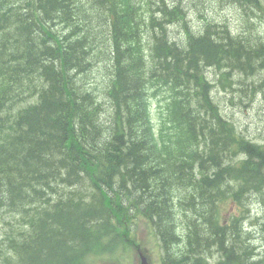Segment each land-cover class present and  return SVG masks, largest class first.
I'll return each mask as SVG.
<instances>
[{
    "label": "trees",
    "instance_id": "trees-1",
    "mask_svg": "<svg viewBox=\"0 0 264 264\" xmlns=\"http://www.w3.org/2000/svg\"><path fill=\"white\" fill-rule=\"evenodd\" d=\"M70 1L0 0V13L8 10L4 21L11 20L9 24L13 25V30L0 29V108L8 111L14 106V100L17 107L24 103L19 96L36 89L31 85L23 90L29 77H46L51 94L56 91L66 101L58 107L57 123L51 122L50 126L38 124L31 117L33 113H40L45 103L47 110L52 108L47 103V89L42 91L43 101L39 106L20 108L16 112L17 129H13L14 124L7 127L8 117H0L1 135L3 131L9 133L5 127L13 129L4 142L0 136V209L8 208L12 202L10 211L24 215L28 221L26 233L18 236L16 242L9 246L3 240L1 245L9 246V252L20 264L52 261L67 264L64 257L68 249L87 247L84 254L95 251L101 254L102 246L108 243L106 250L114 251L119 239L123 241L126 231L130 232L133 218L144 215L161 230L167 257H170L163 264H188L190 261L185 258L199 260V251L190 256L194 253V242L183 245L174 235L176 209L188 200L197 207L199 204L212 207L223 194L220 185L232 173L230 156L237 150L232 136L234 126L223 119L210 94L214 83L207 77L206 69L226 67L229 72L221 74L225 83L231 81L233 70L256 75L259 69L255 66L264 61V39L234 38L226 29L220 36L212 25L196 35L188 27L186 46L170 43L173 36L167 31L153 42L149 60L143 57L139 29L132 42L122 33L112 52L106 50L103 54L104 66H107L105 77L111 84L104 96L118 104L108 132L101 123V110L93 109L100 96L97 85L91 83L90 92H81L78 88L70 98L63 86L54 84L53 80L59 76L63 81L69 71L71 81H79L81 71L78 70L89 65L84 72L91 71L94 80L98 79L94 65L87 61L90 55H101L102 48L96 42H100L97 37L104 35L106 25L115 29L118 22L100 21L86 28V22L80 21L81 26H76L79 31L61 38L54 18L65 6L67 10L63 13L69 18ZM177 1L173 3L170 12L173 16L168 24L176 21L182 12L183 1ZM234 1L239 6L259 4L258 0ZM114 4L115 0H94L95 7L101 11H112ZM163 6L164 1L159 10ZM155 27L164 29L162 22ZM154 79L170 90L169 119L161 125L157 136L152 134V119L147 110V87ZM43 116L51 118L54 113L49 110ZM44 128L51 131L60 128L65 132L56 140L59 142L56 152L62 158L50 155L55 150L51 139L47 142L49 138H43L47 134L42 132ZM238 146L241 147L240 142ZM261 146L248 145V152L259 156L258 161L247 162L256 180L264 179L263 168L259 166H264ZM185 186L193 187V192L182 193ZM262 186L253 184L260 191ZM188 228L191 229V222ZM235 248L236 256L242 260H233L234 264H264V260L249 261L254 254L250 256L253 250L247 243H235L231 250ZM176 256L179 261L174 263Z\"/></svg>",
    "mask_w": 264,
    "mask_h": 264
},
{
    "label": "rangeland",
    "instance_id": "rangeland-1",
    "mask_svg": "<svg viewBox=\"0 0 264 264\" xmlns=\"http://www.w3.org/2000/svg\"><path fill=\"white\" fill-rule=\"evenodd\" d=\"M20 3L23 1H19ZM191 9L190 12L187 16L188 20H192V22L194 24H197L199 22V20L204 21L203 19V15H206L210 18H215L217 20H222L225 19L227 21H229L231 27L230 30L234 32H230L231 35H246L248 32H252V31H256L253 27V25L262 31L263 28H261V21L264 19V17H261L260 15H258V18L254 19V18H249L247 15H245L241 10L242 7H236L233 3H229V0H190L189 3ZM243 11H247L246 9H243ZM257 20H259L258 22H256ZM246 22H250L246 25ZM9 23H12L11 20L8 22H5L4 20L0 23V26H3V28H1V31H8L9 27L11 26ZM176 29H178L177 26L173 27V30H175L174 32H176ZM219 30L220 36L224 35V29L227 30V28L225 27H218L217 28ZM264 32V31H263ZM243 35V36H244ZM8 41H11V38L7 39ZM79 69V67H77L76 69H74V71H77ZM54 73V71L52 72ZM71 72H67L66 75L64 76V80L60 81L59 76L54 78V84H57L58 86H63L65 93L69 94L68 97L72 98V90H73V84L71 83V79L68 77L69 74ZM210 76L211 78L214 77V70H209ZM263 75V73H262ZM245 76V77H244ZM243 78L244 80H246L248 83L243 82V86L245 89L244 94H239L245 102H247V104H245V106H238V105H234V107H228L227 111H229L231 114L234 115L236 121L239 123V125L241 126V128L243 130H245V132L252 138H255L256 136L260 135L261 137H264V82H262V80H258L254 83V81L256 79H258L259 75H244ZM241 77V76H240ZM261 78V77H260ZM85 84H87L88 80L87 78L84 79ZM254 83V84H253ZM257 83L260 86V89H258L257 87ZM261 83L263 85H261ZM50 84V81L44 77V78H30L27 80L25 88L23 89L24 91H26L27 89H29L31 87V85H34V87L36 89L30 90L29 92H24L23 94H21L19 96L20 99H26V102H29L27 99L30 98L32 95L39 93L41 98L43 97V92L44 90L47 89V103H51L52 108L49 110H52V112L54 113V116L49 118V116L44 117L43 115L47 114V112L49 110H47L48 105L45 103L44 107L42 108V110L40 111V113H33L31 115V117H34L35 122L38 124H44V125H51V122L55 123V115L57 113L58 107L60 106V104H64L66 101L64 98L60 97V95L58 94V92L53 91L51 94V90H49L47 87ZM246 84H250L247 86H250L249 89H246L245 86ZM42 89V90H40ZM40 90V91H38ZM58 90V89H56ZM37 91V92H35ZM59 91V90H58ZM34 92V93H31ZM82 92V91H81ZM52 95V96H51ZM57 98V99H56ZM40 100V99H39ZM15 104L12 108H10L8 111H4L0 108L1 112H6L5 114H0V117H8L5 121L7 122V127L9 126H13L14 124V130L17 129L16 125H17V120L18 118H16V112H17V106H16V100ZM43 101V100H42ZM223 106V102L221 103ZM37 106L33 107L36 108ZM61 107H59L60 109ZM241 108V109H240ZM153 111L158 114V109L156 107L153 108ZM73 112L71 111V116H72ZM46 118V120H45ZM57 123V122H56ZM55 123V124H56ZM73 124V121H72ZM5 127L4 130H7V132H11L13 129L12 128H7ZM7 128V129H6ZM58 130H49L44 128L42 130V132H44L46 135H43V138L45 140H47V142L50 140V142L52 143V148L53 153L50 154L52 156H54L56 159L57 158H62L63 155L61 154H57L58 152H56L57 150V145H58V141H56L58 139V137L61 135V133H65V132H61L62 129L57 128ZM6 133L3 131V134L0 136H3V142L5 141V137L9 136L10 134ZM43 133V134H44ZM33 136H36L35 134ZM32 137V136H31ZM55 137V139L53 138ZM37 142V141H36ZM38 146V145H37ZM36 148V145L34 146ZM58 164V163H56ZM228 182V181H226ZM226 182L223 183V185H220L222 188L226 186ZM12 204V202L8 203V210H12V207H10ZM4 206V205H3ZM203 208V207H201ZM6 210V211H8ZM12 214H17L15 212H12ZM6 217H1L0 218V234L3 231V221ZM28 230V228H27ZM32 234V233H31ZM137 236H139V238H141L142 240V244L144 246V243L146 246L148 247H154L155 246V242L153 240L152 235L149 234V232L144 228V225L141 226V228L137 231ZM7 256H10V254H7ZM125 257H128V255H126ZM249 260V259H248ZM250 262L253 260H249Z\"/></svg>",
    "mask_w": 264,
    "mask_h": 264
},
{
    "label": "bare ground",
    "instance_id": "bare-ground-1",
    "mask_svg": "<svg viewBox=\"0 0 264 264\" xmlns=\"http://www.w3.org/2000/svg\"><path fill=\"white\" fill-rule=\"evenodd\" d=\"M235 6H239L238 4H236ZM250 18V17H249ZM262 43H264V42H262ZM259 49V48H258ZM263 52H264V50H263ZM134 78V77H133ZM244 81V80H243ZM245 82V81H244ZM247 83V82H246ZM244 85V84H243ZM247 85V84H246ZM89 99V98H88ZM79 109V108H78Z\"/></svg>",
    "mask_w": 264,
    "mask_h": 264
}]
</instances>
